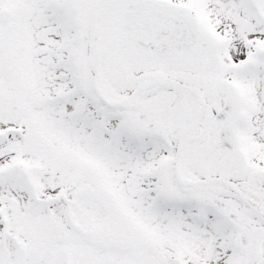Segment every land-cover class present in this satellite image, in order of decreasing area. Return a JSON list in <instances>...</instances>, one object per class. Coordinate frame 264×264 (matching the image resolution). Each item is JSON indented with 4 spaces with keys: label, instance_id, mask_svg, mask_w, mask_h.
I'll use <instances>...</instances> for the list:
<instances>
[{
    "label": "snow or ice",
    "instance_id": "obj_1",
    "mask_svg": "<svg viewBox=\"0 0 264 264\" xmlns=\"http://www.w3.org/2000/svg\"><path fill=\"white\" fill-rule=\"evenodd\" d=\"M0 264H264V0H0Z\"/></svg>",
    "mask_w": 264,
    "mask_h": 264
}]
</instances>
